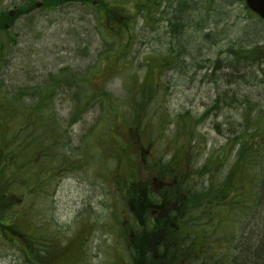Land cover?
I'll return each instance as SVG.
<instances>
[{
	"label": "trees",
	"instance_id": "obj_1",
	"mask_svg": "<svg viewBox=\"0 0 264 264\" xmlns=\"http://www.w3.org/2000/svg\"><path fill=\"white\" fill-rule=\"evenodd\" d=\"M41 1L44 10L87 6L93 10L97 30L100 28L114 48L100 54L84 74L63 68L35 84L13 89L4 86L0 77V243L12 245L22 264H52L61 251L71 250L72 242L64 244L49 234L38 217L44 206L53 204L49 198L63 175L82 171L97 152L99 159L94 165L105 179H111L115 206L128 216L120 220L113 215L112 233L128 250L129 264H264V235L257 237L252 227H247L264 209L261 111L251 119L249 112L254 107L248 101H241L236 93L217 92L196 119L189 111L175 115L169 137L171 160L163 162V156L155 162L144 159L142 166V155L136 152L140 145L145 152L166 136L167 123L160 109L163 87L156 82L157 75L184 73L191 66L190 81L201 70L203 81L209 83L255 85L264 90V45L258 38L263 30H247L250 24L264 21L236 0ZM34 3L24 0L18 13L29 14ZM236 3L243 4L246 16L241 19L245 24L241 36L228 40L238 17L232 21V11L225 6ZM138 19L143 21L139 28ZM13 20L9 12L0 10V67L11 47L5 42L14 41L7 27ZM145 28L161 31L168 38L167 46L144 58L143 77L138 78L137 71L136 77L130 76L124 99L118 101L106 84L120 69H132L128 63L133 60H126ZM223 42L222 55L195 62L190 50L199 55L204 48ZM58 95L72 103L65 121L55 110ZM236 103L244 105L241 130L234 136L231 133L218 154L196 169L185 163L174 166L185 154L192 158L187 148L193 150L198 124ZM91 112L97 113L93 124L74 144L68 128ZM121 123L126 131H120ZM148 130L151 137L146 148L141 139ZM107 164H113V170L106 174ZM27 224L31 225L29 232ZM233 239L237 245L230 243ZM84 240L83 236L78 244L83 255L70 264L85 256ZM217 244L224 246L225 254V250L214 254ZM117 258L126 264L122 255Z\"/></svg>",
	"mask_w": 264,
	"mask_h": 264
},
{
	"label": "rangeland",
	"instance_id": "obj_2",
	"mask_svg": "<svg viewBox=\"0 0 264 264\" xmlns=\"http://www.w3.org/2000/svg\"><path fill=\"white\" fill-rule=\"evenodd\" d=\"M24 0H0V10H5L14 17L13 23L8 24V34L14 41L8 40L5 44L11 46L7 52L6 62L0 67V77L4 80V86L13 89L19 85H32L42 81L49 73L57 72L60 69L67 68L74 72L84 74L88 68L93 67L99 59V55L104 51L112 50L113 44L107 39L99 28L93 15V10L81 4H71L55 10H44L41 0H35L34 7L29 14L23 15L18 13V6H21ZM119 1V0H115ZM218 1V0H215ZM230 9L229 17L232 21L238 17L236 26L229 33L228 40L241 36V28L245 21L241 17L246 16L242 11L243 4L236 3L225 9ZM138 28L143 21L138 19ZM257 28L259 34V44L264 45V23L260 25L250 24L248 32ZM240 29V30H239ZM238 30V31H237ZM246 30V31H247ZM144 35L138 36L134 44V52L128 63L131 70H122L116 76L109 79L106 84V90L111 93L114 99L122 101L124 99L127 87V81L130 76L138 78L143 77L145 69L141 64L144 58L150 53L163 51L168 38L160 32H152L145 28ZM3 34H1L2 36ZM5 36V35H3ZM227 40V41H228ZM119 48V47H118ZM225 48V42L211 48H204L200 54L192 55L198 62V59H215L222 55L220 51ZM120 49V48H119ZM135 61V63H134ZM184 73L177 71L165 72L161 77L156 76V82L161 84V112L166 119L165 138L161 142H154L147 147L150 130L147 135L141 139L142 146L148 148L142 152L141 145L136 152L142 155L141 162L144 166V159L149 162H155L157 158L163 156V162L171 160L170 139L172 135V120L179 112L189 111L193 118L201 115L211 104L217 95V92L229 91L232 96L241 101H248L249 106L254 108L249 112L250 118L257 116L261 111L264 116V90L257 86L224 85L213 84L203 81V71H197L195 78L190 81L189 76L194 70L191 66ZM264 69V67H262ZM122 71V72H121ZM259 88V89H258ZM245 103V106H247ZM219 113L211 114L206 120L198 124L195 130L193 150L188 149V154L192 153L190 159L187 154L176 160L174 166L184 165L188 168L202 166L203 162L211 156H216L219 150L225 146L226 140L241 130V119L244 105L228 104ZM72 103L64 95H58L55 102V110L60 119L65 121L69 118V112ZM97 113L86 114L81 123L68 128L69 134L74 144L84 134L83 131L88 129L94 122ZM259 116V115H258ZM170 122V124H169ZM120 131H126L124 124H118ZM149 146V145H148ZM93 153V152H92ZM173 157V154H172ZM98 153H94L91 164L83 167V170L68 172L63 175L57 184V188L50 197L51 205L47 204L41 210L39 220L46 224L49 234L61 238L65 243H71L72 249H66L60 252L59 256L52 264H70L83 255V249L78 245L83 236L85 256L76 264H120L118 255H122L123 261L129 264V253L124 245L115 239L112 228L115 227L113 215L116 218L124 219L126 216L114 201L111 195V179H105L101 172L98 171L97 165ZM178 161V162H177ZM232 158L228 160L231 163ZM112 163V162H109ZM227 164V165H228ZM107 173L113 170V164H107ZM226 169V168H224ZM207 178V176H203ZM157 186V184H156ZM118 211V212H116ZM247 224L252 227L255 236L264 235V209H260L257 217ZM88 224H91L89 230ZM25 230L29 232L31 225H25ZM238 235V234H237ZM68 241V242H65ZM234 239L231 242H233ZM229 243V242H228ZM233 245H237L234 241ZM224 246L217 244L215 253L224 252ZM226 253V250L223 254ZM235 253V252H234ZM127 260V261H126ZM0 264H22L14 247L8 243H0Z\"/></svg>",
	"mask_w": 264,
	"mask_h": 264
},
{
	"label": "water",
	"instance_id": "obj_3",
	"mask_svg": "<svg viewBox=\"0 0 264 264\" xmlns=\"http://www.w3.org/2000/svg\"><path fill=\"white\" fill-rule=\"evenodd\" d=\"M244 1L245 6L255 13L260 19L264 20V0H237Z\"/></svg>",
	"mask_w": 264,
	"mask_h": 264
}]
</instances>
